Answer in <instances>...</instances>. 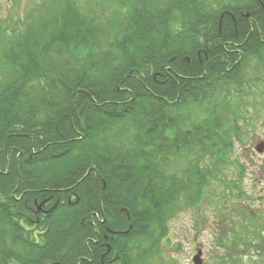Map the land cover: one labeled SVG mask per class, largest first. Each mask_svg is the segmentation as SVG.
<instances>
[{
    "label": "trees",
    "instance_id": "16d2710c",
    "mask_svg": "<svg viewBox=\"0 0 264 264\" xmlns=\"http://www.w3.org/2000/svg\"><path fill=\"white\" fill-rule=\"evenodd\" d=\"M80 2L0 23V264H154L180 197L245 196L264 0Z\"/></svg>",
    "mask_w": 264,
    "mask_h": 264
},
{
    "label": "rangeland",
    "instance_id": "374dc122",
    "mask_svg": "<svg viewBox=\"0 0 264 264\" xmlns=\"http://www.w3.org/2000/svg\"><path fill=\"white\" fill-rule=\"evenodd\" d=\"M101 1L81 0L80 3L88 7ZM43 6L45 0H0V23L4 29L13 27L20 31L21 26L32 22L30 15L45 17L41 13ZM101 13L102 10L98 12ZM250 79L259 81L253 82L252 89H245V93L253 96L245 95L241 107L246 119L241 122L244 136L236 142L234 152V157L240 158L247 167L242 189L245 196H237L235 191L230 194L223 184L215 183L207 186L199 204H189L180 197L177 210L168 222V238L161 243L163 251L154 264H194L199 250L203 264H264V234L256 235L250 223V218L262 221L263 231L264 152L259 153L256 148L264 143V71L257 63L247 68L243 80ZM214 100L212 98L206 106L213 107ZM178 167L181 169L182 163ZM229 177L233 180L236 176ZM251 204L258 209L245 207Z\"/></svg>",
    "mask_w": 264,
    "mask_h": 264
},
{
    "label": "water",
    "instance_id": "95a60500",
    "mask_svg": "<svg viewBox=\"0 0 264 264\" xmlns=\"http://www.w3.org/2000/svg\"><path fill=\"white\" fill-rule=\"evenodd\" d=\"M256 151L259 152V153H263L264 152V143L261 144V145H258L257 148H256ZM41 206H40V208H41ZM201 255H202V253L199 252L198 255L194 258V263L195 264H203V261L201 259Z\"/></svg>",
    "mask_w": 264,
    "mask_h": 264
},
{
    "label": "flooded vegetation",
    "instance_id": "af4514ba",
    "mask_svg": "<svg viewBox=\"0 0 264 264\" xmlns=\"http://www.w3.org/2000/svg\"><path fill=\"white\" fill-rule=\"evenodd\" d=\"M104 223V222H103ZM196 250V249H195ZM201 250L197 251V254L200 252ZM196 255V254H195ZM193 263H194V260H193Z\"/></svg>",
    "mask_w": 264,
    "mask_h": 264
}]
</instances>
